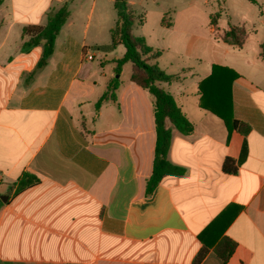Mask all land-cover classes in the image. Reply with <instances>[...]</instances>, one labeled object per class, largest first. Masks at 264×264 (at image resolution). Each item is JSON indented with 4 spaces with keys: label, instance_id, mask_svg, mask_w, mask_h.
I'll use <instances>...</instances> for the list:
<instances>
[{
    "label": "crops",
    "instance_id": "crops-1",
    "mask_svg": "<svg viewBox=\"0 0 264 264\" xmlns=\"http://www.w3.org/2000/svg\"><path fill=\"white\" fill-rule=\"evenodd\" d=\"M67 1L3 0L0 7V264H222L214 249L224 237L237 243L227 264H264V12L262 26L239 25L247 29L240 48L215 39L211 16L201 21L191 9L176 12L172 27L160 13L157 31L142 35L162 52L160 68L180 77L161 87L194 125L189 136L168 125L169 161L185 173L166 177L147 197L154 100L123 79V68L117 74L126 51L89 47L76 36L71 10L45 68L33 74L42 47L22 50L23 28L44 26ZM108 27L102 17L99 31L111 34ZM214 65L239 75L231 94L235 118L251 127L246 136L200 106L199 85ZM112 83L117 103L97 112ZM226 159L237 174L223 172ZM24 173L41 183L18 194ZM238 209L224 230L222 223L211 228Z\"/></svg>",
    "mask_w": 264,
    "mask_h": 264
},
{
    "label": "trees",
    "instance_id": "trees-1",
    "mask_svg": "<svg viewBox=\"0 0 264 264\" xmlns=\"http://www.w3.org/2000/svg\"><path fill=\"white\" fill-rule=\"evenodd\" d=\"M254 5H258L257 0H248ZM222 2V0H218ZM3 0H0V7ZM114 8L117 12V21L111 31L112 47L117 48L124 46L126 52L124 56L116 61V72L120 74L122 68L127 63L132 65L131 81L137 86L148 91L154 100V119L156 127V148L153 162L152 175L146 184V196L153 194L158 185L168 176H181L185 170L173 165L168 158L172 144L173 129L168 125L171 124L179 133L189 136L194 132V125L189 121L187 116L178 106L174 97L161 87L163 83H172L180 80L177 75H169L160 68L157 60L161 57V51H155L151 48L144 37H138L133 33L135 26V17L133 12L129 11L126 0H114ZM221 7L210 18V29L215 39L225 44L242 47L247 39V32L243 27L231 26L229 30L222 34L218 31V22L221 18ZM71 11L65 4L60 8L53 9L47 18L44 26L29 25L23 28V37L27 40L23 44V52L28 53L37 47H42V56L37 64L36 72L45 68L49 59L54 53L55 43L61 30L68 22ZM165 27H171L172 22L165 15L162 19ZM264 56V45L261 47ZM239 75L227 68L214 65L211 75L202 81L199 85L201 95L200 106L220 118L228 128L229 132L238 131L243 135L251 132V127L243 122L238 121L234 116L233 100L231 88L233 82ZM118 85L112 83L107 92L100 98L96 104L97 112L105 102L117 103L116 91ZM222 170L225 174L235 175L238 173V165L232 159H226L223 163ZM40 179L31 174L24 173L17 189V193L39 185ZM239 209L235 214L225 219L228 215L224 212L211 228L222 223L224 230L237 216ZM237 248V243L229 237H224L215 247L214 253L222 264H227ZM208 250L203 249L197 256V262L201 261Z\"/></svg>",
    "mask_w": 264,
    "mask_h": 264
},
{
    "label": "rangeland",
    "instance_id": "rangeland-1",
    "mask_svg": "<svg viewBox=\"0 0 264 264\" xmlns=\"http://www.w3.org/2000/svg\"><path fill=\"white\" fill-rule=\"evenodd\" d=\"M259 1L262 2L260 5H254L248 0H222L221 3L218 0H126V4L135 17L134 35L143 37L142 35H145V31H149V33L157 31L158 25L156 22L160 13H163V17L166 15L173 22L176 12L186 9L196 11L198 19L203 21L206 16H212L221 7L218 31L227 29L229 22L238 27L243 23L246 24L247 28L250 27L251 23H255L256 26H262L259 20L262 21L263 19L260 14L264 12V0ZM66 4L72 13H75L73 19L78 25L76 36L80 40L85 36L89 47L92 46L89 42H99V44L112 47L110 29H106L104 32L98 29L102 17L104 21L108 20L110 26L108 28L115 25L117 12L111 0H68ZM92 8L93 11H91ZM147 17L149 20L145 26V18ZM87 24H89L88 30ZM245 30L247 29L245 28ZM113 49L126 51L124 46ZM91 51L95 50L91 48ZM164 57L170 59L173 55L168 53ZM103 58V53H100L94 64L98 65ZM123 72L124 80L131 77L132 67L130 63L123 67Z\"/></svg>",
    "mask_w": 264,
    "mask_h": 264
},
{
    "label": "built area",
    "instance_id": "built-area-1",
    "mask_svg": "<svg viewBox=\"0 0 264 264\" xmlns=\"http://www.w3.org/2000/svg\"><path fill=\"white\" fill-rule=\"evenodd\" d=\"M85 56L87 57V59H88L89 61L93 60V56H92V54L85 53Z\"/></svg>",
    "mask_w": 264,
    "mask_h": 264
},
{
    "label": "water",
    "instance_id": "water-1",
    "mask_svg": "<svg viewBox=\"0 0 264 264\" xmlns=\"http://www.w3.org/2000/svg\"><path fill=\"white\" fill-rule=\"evenodd\" d=\"M3 200V199H2Z\"/></svg>",
    "mask_w": 264,
    "mask_h": 264
}]
</instances>
